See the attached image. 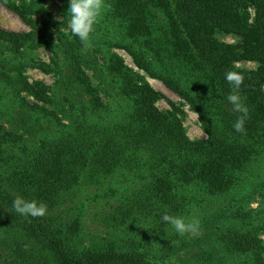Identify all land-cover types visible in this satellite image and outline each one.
Returning a JSON list of instances; mask_svg holds the SVG:
<instances>
[{"label":"trees","instance_id":"1","mask_svg":"<svg viewBox=\"0 0 264 264\" xmlns=\"http://www.w3.org/2000/svg\"><path fill=\"white\" fill-rule=\"evenodd\" d=\"M57 1L67 11L69 0ZM105 2L111 8L94 25L92 50L61 29L67 15L53 20L46 0H0L31 28L0 30V46L9 47L5 55L0 49V264H168L153 257L154 246L172 251L176 239L187 250L189 233L164 222L166 212L200 221L190 239L194 253L181 264H264V0ZM216 32L240 40L218 41ZM39 49L51 54L48 63L35 59ZM240 61L257 66L235 67ZM27 66L52 73L53 84L29 82ZM229 70L244 77L243 133L234 130L241 114L227 101ZM146 77L185 102L206 139L186 136L173 103L159 110L162 95ZM118 172L140 185L111 213V235L85 244L79 210L59 206ZM242 188L263 206L244 215L231 210ZM17 196L45 203L47 213L20 215L12 206Z\"/></svg>","mask_w":264,"mask_h":264},{"label":"rangeland","instance_id":"2","mask_svg":"<svg viewBox=\"0 0 264 264\" xmlns=\"http://www.w3.org/2000/svg\"><path fill=\"white\" fill-rule=\"evenodd\" d=\"M15 4H20L21 0H13ZM49 13L51 14L53 20L58 22H63L67 11L63 10V6L57 0H46L45 4ZM251 14V10L249 11ZM60 18V19H58ZM36 24H39L40 20L37 16L33 17ZM61 27V25H60ZM64 32H68L69 28L66 25V28H61ZM0 30L11 31V32H31L30 26L24 23L15 13L7 10L4 6L0 4ZM54 30L50 29V32ZM214 37L218 41H223L225 43H237L240 39L231 33H222L216 32ZM89 48L93 50L92 43H89ZM9 47L0 46L2 49V55L8 53ZM112 52L116 53L118 57L123 61L125 65L137 71L133 65L130 57L120 49H112ZM90 53V52H89ZM34 57L36 60L48 63L51 57V54L44 50L39 49L34 52ZM101 65L98 68L99 74H104V67L102 62L99 61ZM235 67L240 69L254 70L256 68V63L251 61H240L236 62ZM140 72V71H139ZM143 74L142 72H140ZM90 74V73H88ZM24 75L27 77L29 82H37L44 85H52L54 82V76L52 73H44L36 67H26ZM148 84L157 92L161 93L162 98L157 101L156 106L159 110L166 112L171 110L170 103H173L175 107L179 110L178 116L183 125L186 136L190 140L206 139V135L201 128V125L198 121L197 115L189 110L188 106L183 100H181L176 94L168 90L160 81L146 77ZM264 90V85H263ZM110 95L114 96L113 90L110 91ZM104 101L112 102L110 98L103 96ZM28 100H32L31 97H28ZM117 102V98H113V103ZM113 105V104H112ZM114 106V105H113ZM127 177V179H126ZM264 178V174H263ZM139 182L132 181L131 176L127 172H118L114 176L101 180L98 186H85L80 188L73 193L72 196H67L64 198L63 202L59 206V211L63 209H78L81 215V237L85 244H92L93 242L99 243L102 242L101 239L108 237L110 232L113 230L109 227V218L111 213L114 212V208L119 204L121 198L130 193V191L136 189L139 186ZM114 190V196L111 198H98L97 195L102 194L105 190ZM234 206L231 210L233 211H242V214H250V212L256 210L263 206L262 198L259 196H251L247 193L245 188H242L235 194ZM216 204L215 201H212L211 205ZM214 209V208H213ZM213 209H210L211 212L209 215L214 214ZM192 217L189 216L186 219V222ZM198 235L189 234L186 236L187 242L189 244V249L179 248L178 240H174L172 244H175L177 247L172 251H163L162 246H154L153 257L162 259L161 261L168 264H181V261L188 262L189 257L193 255L194 250L190 248L192 245L190 239H194ZM196 239V238H195ZM264 239V236H262ZM102 244V243H101ZM206 249H212L211 247H206ZM216 250V246L214 248ZM219 256L221 257L222 252L218 251ZM224 258V256L222 255ZM188 259V260H187ZM191 259V258H190ZM225 259V258H224ZM226 260V259H225ZM227 264H231V260H226Z\"/></svg>","mask_w":264,"mask_h":264},{"label":"clouds","instance_id":"3","mask_svg":"<svg viewBox=\"0 0 264 264\" xmlns=\"http://www.w3.org/2000/svg\"><path fill=\"white\" fill-rule=\"evenodd\" d=\"M110 8L111 5L107 4L105 0H69L66 18L71 34L78 37L87 47L90 34L94 31V25L98 23L103 12ZM243 79L244 77L237 72L231 70L225 72L226 82L232 85V91L227 96V101L232 105L234 112L241 114L233 125L234 130L238 133L245 131L244 124L248 118L249 111L238 91ZM12 206L22 216L37 218L43 217L47 213V205L45 203L37 202L35 199L27 201L21 196H17L14 199ZM162 220L170 224L181 235L186 233L199 235L200 221L195 217L186 222L184 217L173 216L166 212L162 216Z\"/></svg>","mask_w":264,"mask_h":264}]
</instances>
